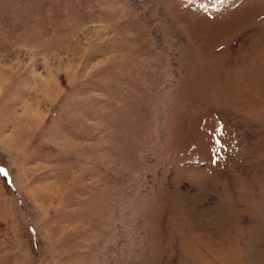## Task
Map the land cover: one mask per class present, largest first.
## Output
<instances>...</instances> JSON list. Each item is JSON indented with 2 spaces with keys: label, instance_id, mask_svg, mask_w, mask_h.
Returning a JSON list of instances; mask_svg holds the SVG:
<instances>
[{
  "label": "rangeland",
  "instance_id": "374dc122",
  "mask_svg": "<svg viewBox=\"0 0 264 264\" xmlns=\"http://www.w3.org/2000/svg\"><path fill=\"white\" fill-rule=\"evenodd\" d=\"M0 169V264H264V0H0Z\"/></svg>",
  "mask_w": 264,
  "mask_h": 264
},
{
  "label": "snow or ice",
  "instance_id": "6c2138e0",
  "mask_svg": "<svg viewBox=\"0 0 264 264\" xmlns=\"http://www.w3.org/2000/svg\"><path fill=\"white\" fill-rule=\"evenodd\" d=\"M217 143H218V141H217ZM214 151H215V149H214ZM0 173H2L4 176L8 175L7 171H5L3 169H0Z\"/></svg>",
  "mask_w": 264,
  "mask_h": 264
},
{
  "label": "trees",
  "instance_id": "16d2710c",
  "mask_svg": "<svg viewBox=\"0 0 264 264\" xmlns=\"http://www.w3.org/2000/svg\"><path fill=\"white\" fill-rule=\"evenodd\" d=\"M201 1H204V0H201Z\"/></svg>",
  "mask_w": 264,
  "mask_h": 264
}]
</instances>
